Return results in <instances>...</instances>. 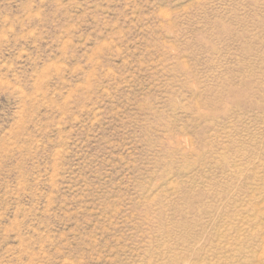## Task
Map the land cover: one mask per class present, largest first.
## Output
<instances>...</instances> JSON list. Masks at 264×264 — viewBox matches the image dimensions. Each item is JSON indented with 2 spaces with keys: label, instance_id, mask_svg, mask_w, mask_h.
Instances as JSON below:
<instances>
[{
  "label": "rangeland",
  "instance_id": "rangeland-1",
  "mask_svg": "<svg viewBox=\"0 0 264 264\" xmlns=\"http://www.w3.org/2000/svg\"><path fill=\"white\" fill-rule=\"evenodd\" d=\"M0 264H264V0H0Z\"/></svg>",
  "mask_w": 264,
  "mask_h": 264
}]
</instances>
